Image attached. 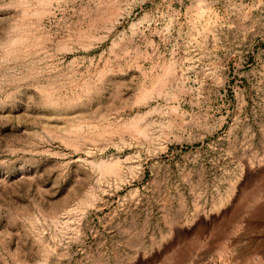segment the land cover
I'll list each match as a JSON object with an SVG mask.
<instances>
[{"label": "rangeland", "instance_id": "obj_1", "mask_svg": "<svg viewBox=\"0 0 264 264\" xmlns=\"http://www.w3.org/2000/svg\"><path fill=\"white\" fill-rule=\"evenodd\" d=\"M0 264H264V0H0Z\"/></svg>", "mask_w": 264, "mask_h": 264}]
</instances>
